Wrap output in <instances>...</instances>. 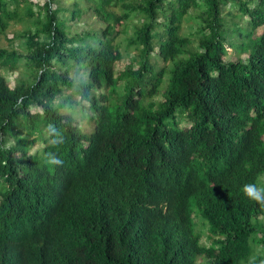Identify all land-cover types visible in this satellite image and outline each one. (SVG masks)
<instances>
[{
	"label": "trees",
	"instance_id": "trees-1",
	"mask_svg": "<svg viewBox=\"0 0 264 264\" xmlns=\"http://www.w3.org/2000/svg\"><path fill=\"white\" fill-rule=\"evenodd\" d=\"M42 1L0 0V264H262L264 0Z\"/></svg>",
	"mask_w": 264,
	"mask_h": 264
},
{
	"label": "rangeland",
	"instance_id": "rangeland-1",
	"mask_svg": "<svg viewBox=\"0 0 264 264\" xmlns=\"http://www.w3.org/2000/svg\"><path fill=\"white\" fill-rule=\"evenodd\" d=\"M29 1L33 4V11L34 12L37 11V6L41 3H43L42 0H29ZM63 1L69 3L72 0H63ZM196 13H191L192 19H190L189 21L183 22L182 27H183V29H185L184 31L186 33L190 32L192 30L190 28V26H195ZM59 16H63V15L59 14ZM137 22H138L137 18L133 17L131 19V21L127 23L128 24L127 25V31L129 34L132 31L131 24H137ZM79 26H84L85 28H87V27L91 28V27L98 26V24H97L96 20L94 19V17L88 15L85 19H83L82 22L79 23ZM27 27H30V29L33 30V26L31 27L30 25L25 24V23H21V22L10 23L4 32L5 34H0V49H3L7 52L16 51V52H19L21 54H26L25 41L20 36L27 29ZM119 38H122V36H120ZM119 38H118V40H120ZM237 56H238L237 53L234 50H232L229 53V56L227 57V61H234L237 59ZM240 57L244 58V55H241ZM127 61H128V56L125 55L121 61L116 63L115 72L118 73L119 71L123 70ZM1 74L5 77V79L10 84H13V81L17 75L18 76H24V75L26 76L27 72L21 63L17 72H10L7 69L2 68ZM155 100L156 101L161 100V97L156 96ZM35 111H38V110L33 108L32 112H35ZM181 125L182 126H188V123L185 120H182ZM260 185H264V177L261 178ZM197 226H198L199 230L202 229L205 232V228H203L200 224H198ZM203 240H201V241L203 242Z\"/></svg>",
	"mask_w": 264,
	"mask_h": 264
},
{
	"label": "clouds",
	"instance_id": "clouds-1",
	"mask_svg": "<svg viewBox=\"0 0 264 264\" xmlns=\"http://www.w3.org/2000/svg\"><path fill=\"white\" fill-rule=\"evenodd\" d=\"M49 131L51 133H56V129L53 128L51 125L49 126ZM63 137L59 136L58 134L52 140V143H62ZM49 163L53 165H59L63 163V161L58 156H50ZM243 193L255 200V201H264V185H258L257 183H246L242 186ZM251 260H255V257H252ZM264 264V262H262Z\"/></svg>",
	"mask_w": 264,
	"mask_h": 264
}]
</instances>
